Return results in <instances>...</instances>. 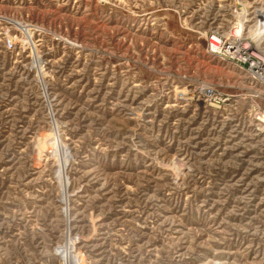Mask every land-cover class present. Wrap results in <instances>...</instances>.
I'll return each instance as SVG.
<instances>
[{"label": "rangeland", "instance_id": "rangeland-1", "mask_svg": "<svg viewBox=\"0 0 264 264\" xmlns=\"http://www.w3.org/2000/svg\"><path fill=\"white\" fill-rule=\"evenodd\" d=\"M258 7L0 0V264H264Z\"/></svg>", "mask_w": 264, "mask_h": 264}, {"label": "built area", "instance_id": "built-area-1", "mask_svg": "<svg viewBox=\"0 0 264 264\" xmlns=\"http://www.w3.org/2000/svg\"><path fill=\"white\" fill-rule=\"evenodd\" d=\"M254 17L255 21L253 24V32L255 33V30H259V32L255 33L256 38H263L264 29H261L257 26L256 21L258 20V17L256 10L254 12ZM232 37H235V35ZM233 45L234 44L230 45L223 35L216 33L211 34L207 42V47L211 52H216V50H224L227 56L230 55L236 58V62H234V64L237 66L238 71L242 74L240 79L245 76L251 81L254 80L255 83L259 81L261 82L260 84H262L264 82V55L260 56L254 50L247 52L246 50L239 48L237 45H234L235 48H233ZM196 97L198 98L197 101L202 103L204 106H216L219 103L224 102L226 100L225 97L228 96L226 94H217L212 87L204 86Z\"/></svg>", "mask_w": 264, "mask_h": 264}, {"label": "bare ground", "instance_id": "bare-ground-1", "mask_svg": "<svg viewBox=\"0 0 264 264\" xmlns=\"http://www.w3.org/2000/svg\"><path fill=\"white\" fill-rule=\"evenodd\" d=\"M257 3V2H256ZM257 7V6H256ZM243 11V10H242ZM242 11H240V12H242ZM235 12H237V11H235ZM256 12H257V17H258V20L256 21V23H257V26L259 27V28H261V29H264V9L263 8H261V7H258L257 9H256ZM234 13V12H233ZM243 13H245V12H243ZM243 13L241 14V15H243ZM234 15V14H233ZM241 15H239V16H241ZM233 17H236V16H233ZM239 18V17H238ZM253 25V24H252ZM250 26V25H249ZM252 27V26H251ZM239 29V28H238ZM237 29V30H238ZM240 30V29H239ZM238 30V31H239ZM249 30H251V29H249ZM232 31V30H231ZM251 32V31H250ZM252 32H253V28H252ZM252 32H251V34H252ZM257 32H259V30H255V33H257ZM240 33V32H239ZM249 35V34H248ZM254 36L252 35V37H251V39L253 38ZM254 38H256V37H254ZM253 38V39H254ZM239 39V38H238ZM257 40H259L260 38H256ZM256 39H254V40H256ZM240 40V39H239ZM263 40V39H262ZM261 40V41H262ZM250 41V40H249ZM253 41V40H252ZM257 42V41H256ZM259 42V41H258ZM252 44V43H251ZM261 47V46H260ZM236 49H238V48H236ZM261 54H263V53H261ZM58 146V148L59 149H61V145L60 144H58L57 145ZM180 146V145H179ZM65 149V148H64ZM143 214V213H142ZM217 227V226H216ZM68 246V245H67ZM59 250V249H58ZM60 250H62V249H60ZM62 252V260H64V259H66V258H69L70 257V259H71V264H73V262H74V259H75V256L74 255H72L71 253H70V251H69V249L66 247L65 249H64V251H61ZM61 252H60V254H61Z\"/></svg>", "mask_w": 264, "mask_h": 264}]
</instances>
